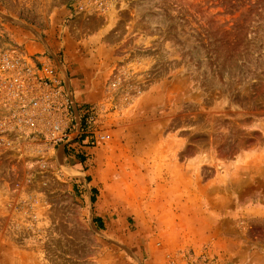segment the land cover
Returning <instances> with one entry per match:
<instances>
[{
    "label": "rangeland",
    "instance_id": "rangeland-1",
    "mask_svg": "<svg viewBox=\"0 0 264 264\" xmlns=\"http://www.w3.org/2000/svg\"><path fill=\"white\" fill-rule=\"evenodd\" d=\"M75 2L0 0V46L45 51L94 107L83 130L109 134L49 151L46 172L0 139V264H239L264 249V0Z\"/></svg>",
    "mask_w": 264,
    "mask_h": 264
},
{
    "label": "built area",
    "instance_id": "built-area-1",
    "mask_svg": "<svg viewBox=\"0 0 264 264\" xmlns=\"http://www.w3.org/2000/svg\"><path fill=\"white\" fill-rule=\"evenodd\" d=\"M121 1L76 0L73 10L102 15ZM64 73L45 51L0 46V139L20 157H38L42 172L48 171L46 154L56 147L84 149L109 138L103 131L83 130V121L95 123V110L77 104ZM121 77L115 76L113 87Z\"/></svg>",
    "mask_w": 264,
    "mask_h": 264
},
{
    "label": "crops",
    "instance_id": "crops-1",
    "mask_svg": "<svg viewBox=\"0 0 264 264\" xmlns=\"http://www.w3.org/2000/svg\"><path fill=\"white\" fill-rule=\"evenodd\" d=\"M64 74L66 75L67 83L71 86L72 79L70 78L69 73L65 71ZM242 253V258L239 260V264H264V249H261L259 246H251L245 250L243 249Z\"/></svg>",
    "mask_w": 264,
    "mask_h": 264
}]
</instances>
